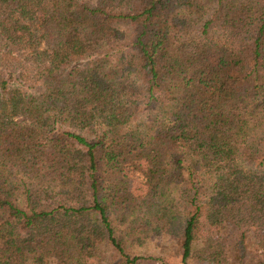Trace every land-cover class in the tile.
Masks as SVG:
<instances>
[{
	"label": "trees",
	"instance_id": "16d2710c",
	"mask_svg": "<svg viewBox=\"0 0 264 264\" xmlns=\"http://www.w3.org/2000/svg\"><path fill=\"white\" fill-rule=\"evenodd\" d=\"M165 237L264 264V0H0V264Z\"/></svg>",
	"mask_w": 264,
	"mask_h": 264
},
{
	"label": "rangeland",
	"instance_id": "374dc122",
	"mask_svg": "<svg viewBox=\"0 0 264 264\" xmlns=\"http://www.w3.org/2000/svg\"><path fill=\"white\" fill-rule=\"evenodd\" d=\"M129 189L134 196L141 193L142 173L140 170L130 172L128 174ZM204 232L217 236V233L208 228L207 223L203 220ZM135 254L142 257H152V260L143 262V264H182L180 250L175 240L165 237L161 239H153L148 244L135 250ZM89 264H96L90 262ZM114 264H117L115 262ZM201 264V263H194Z\"/></svg>",
	"mask_w": 264,
	"mask_h": 264
}]
</instances>
